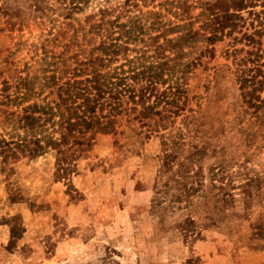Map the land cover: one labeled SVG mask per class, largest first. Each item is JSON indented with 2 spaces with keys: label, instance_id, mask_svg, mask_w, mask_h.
<instances>
[{
  "label": "rangeland",
  "instance_id": "1",
  "mask_svg": "<svg viewBox=\"0 0 264 264\" xmlns=\"http://www.w3.org/2000/svg\"><path fill=\"white\" fill-rule=\"evenodd\" d=\"M208 1L87 0L69 12V0H0V89L29 87L6 110L50 99L45 77L100 56L117 35L96 26L102 17L128 25L136 16L143 38L163 43L197 30ZM239 35L208 46L187 74L182 111L144 124L119 118L70 174L57 173L53 153L0 160V264H264V104L241 102L227 56ZM203 49L184 47L183 60ZM12 125L0 115V139L23 135Z\"/></svg>",
  "mask_w": 264,
  "mask_h": 264
},
{
  "label": "trees",
  "instance_id": "2",
  "mask_svg": "<svg viewBox=\"0 0 264 264\" xmlns=\"http://www.w3.org/2000/svg\"><path fill=\"white\" fill-rule=\"evenodd\" d=\"M86 2L69 0L67 11L79 9L80 3ZM202 9L204 19L197 30H183L163 43L157 41L159 36L144 39L149 29L136 16L128 25L118 23V17L113 21L102 17L96 26L109 25L117 35L110 32L105 37L97 48L100 56L81 60L60 76L54 71L45 77L43 86L49 89L51 98H44L41 104L25 106L20 112L7 111L9 105L25 99L29 87L25 79L19 80L15 96L6 94L7 88L2 87L0 115L11 120L12 129H21L23 135L15 141L0 139V160L6 162L19 154L34 157L53 153L57 173L70 174L93 137L115 131L119 118L133 115L144 124L152 116L182 111L187 74L213 51L208 48L210 44L234 33L240 34L233 40L241 47L233 48L227 56L231 58L241 102L247 108L264 104V0H210L202 4ZM154 25L150 29L157 28ZM248 27L251 32H247ZM168 29L164 32L173 30ZM133 42L142 45L133 49L135 54L129 58L126 45ZM198 42L204 44L203 51L197 58L183 60L188 53L182 49L194 48Z\"/></svg>",
  "mask_w": 264,
  "mask_h": 264
}]
</instances>
